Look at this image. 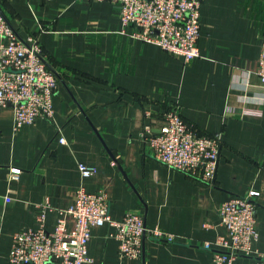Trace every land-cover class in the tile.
I'll return each instance as SVG.
<instances>
[{"label":"crops","instance_id":"obj_1","mask_svg":"<svg viewBox=\"0 0 264 264\" xmlns=\"http://www.w3.org/2000/svg\"><path fill=\"white\" fill-rule=\"evenodd\" d=\"M200 2L199 57L184 62L132 38L111 2L0 0L18 38L38 39L58 84L51 120L15 130L12 108H0V264H9L13 235L37 227L38 205L66 210L79 187L104 190L112 220L136 212L146 228L174 236L171 243L146 238L141 259L123 260L113 228L94 227L87 243L94 264H212L218 249L203 243L226 234L221 204L249 191L258 193L252 248L264 252V86L257 75L264 0ZM172 107L198 134L220 138L212 184L153 157L147 129L156 134ZM79 164L94 175L82 178ZM56 218L55 211L47 217V231ZM256 261L239 255L234 264Z\"/></svg>","mask_w":264,"mask_h":264},{"label":"built area","instance_id":"obj_2","mask_svg":"<svg viewBox=\"0 0 264 264\" xmlns=\"http://www.w3.org/2000/svg\"><path fill=\"white\" fill-rule=\"evenodd\" d=\"M108 1L118 9L124 28L131 29L135 40L154 44L169 55L184 62L199 57L197 41L200 34V0H89ZM257 75L264 86V41L261 44ZM57 79L47 66L39 41L34 36L26 40L16 32L0 11V108L10 106L14 128L34 123L38 118L51 120L52 99L57 91ZM164 123L156 134L144 137L153 157L172 170L204 183L212 184L217 169L220 138L198 134L186 124L176 107L163 117ZM58 141L65 144L59 137ZM82 178L94 175L95 168L79 164ZM19 170H11L17 179ZM256 191L233 197L219 208L221 225L226 234L212 242L203 243L204 249L217 248L212 264H234L239 255L256 256V264H264V252H257L252 243L258 238L255 205ZM8 202L9 200L6 199ZM109 200L104 190L89 193L79 187L74 204L66 210H54L47 202L37 206L34 229L13 235L9 264H94L88 254L87 243L94 227L108 224L118 240L120 259H141L146 238L173 242L174 236L158 228H146L139 213L128 212L120 221L110 218ZM56 212V224L46 230L47 217ZM74 220L72 229L67 219Z\"/></svg>","mask_w":264,"mask_h":264}]
</instances>
